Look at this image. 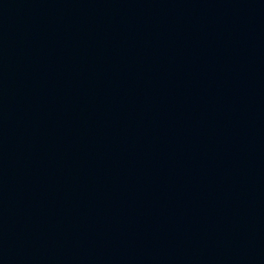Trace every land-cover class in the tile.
<instances>
[{
  "label": "water",
  "instance_id": "obj_1",
  "mask_svg": "<svg viewBox=\"0 0 264 264\" xmlns=\"http://www.w3.org/2000/svg\"><path fill=\"white\" fill-rule=\"evenodd\" d=\"M0 264H264V0H0Z\"/></svg>",
  "mask_w": 264,
  "mask_h": 264
}]
</instances>
